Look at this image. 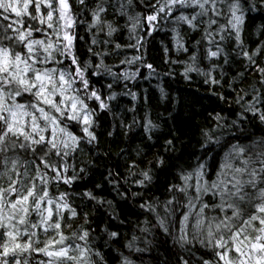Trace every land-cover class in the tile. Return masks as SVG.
<instances>
[{
	"label": "clouds",
	"instance_id": "obj_1",
	"mask_svg": "<svg viewBox=\"0 0 264 264\" xmlns=\"http://www.w3.org/2000/svg\"><path fill=\"white\" fill-rule=\"evenodd\" d=\"M0 264H264V0H0Z\"/></svg>",
	"mask_w": 264,
	"mask_h": 264
}]
</instances>
